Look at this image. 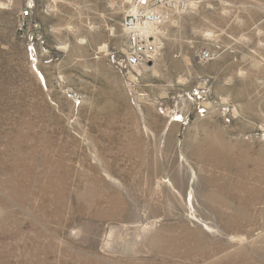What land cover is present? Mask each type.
<instances>
[{"label":"rangeland","instance_id":"obj_1","mask_svg":"<svg viewBox=\"0 0 264 264\" xmlns=\"http://www.w3.org/2000/svg\"><path fill=\"white\" fill-rule=\"evenodd\" d=\"M134 1L0 0V264H264V0H180L138 74Z\"/></svg>","mask_w":264,"mask_h":264},{"label":"built area","instance_id":"obj_2","mask_svg":"<svg viewBox=\"0 0 264 264\" xmlns=\"http://www.w3.org/2000/svg\"><path fill=\"white\" fill-rule=\"evenodd\" d=\"M180 0H135L121 20L125 35L122 61L126 68L139 73L145 66L153 63L163 48L160 27L168 22L175 9L182 8ZM31 10L20 11L22 24L30 16ZM216 51L198 49L194 58L206 63L214 58Z\"/></svg>","mask_w":264,"mask_h":264},{"label":"bare ground","instance_id":"obj_3","mask_svg":"<svg viewBox=\"0 0 264 264\" xmlns=\"http://www.w3.org/2000/svg\"><path fill=\"white\" fill-rule=\"evenodd\" d=\"M242 241V240H241Z\"/></svg>","mask_w":264,"mask_h":264}]
</instances>
